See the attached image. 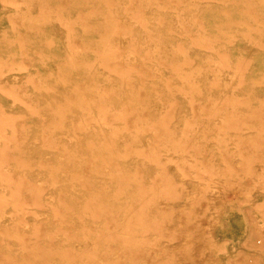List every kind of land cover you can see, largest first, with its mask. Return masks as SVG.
Masks as SVG:
<instances>
[{
	"label": "bare ground",
	"instance_id": "1",
	"mask_svg": "<svg viewBox=\"0 0 264 264\" xmlns=\"http://www.w3.org/2000/svg\"><path fill=\"white\" fill-rule=\"evenodd\" d=\"M20 1L41 3L40 14L31 16L30 10L23 13L17 9L11 15L13 27L19 30L15 42L20 48L11 53L17 43L0 39V47L2 43L6 46L0 50V69L7 64H21L27 71L35 65L49 67V58L55 55L53 68L57 73L49 78L45 71L34 75L22 72L20 77L25 80H14V93L29 85L37 89L35 96L20 94L34 113L43 114V103L53 111V115L40 118V129H35V133L42 132L39 142L27 145L35 125L23 126L24 116L14 118L11 110L0 105V138L11 135L14 140L11 146L0 145V264L198 263L192 260L193 254L186 258L189 262L164 258L159 240L153 242L156 237L151 236L170 232L174 225L171 227L169 220L178 202L189 198L208 202L212 199L209 190L222 181L215 176L219 165L212 167L213 175L206 167L213 158L207 156L208 143L202 139L207 129L215 133L225 161H232L236 150L229 149L233 138L230 130L254 128L255 135L239 134L236 144L245 161L264 160V108L254 102L261 95L257 89L245 95L237 91L247 83L249 58L231 55L225 49L232 41L228 36L245 26L249 27L246 36H264V24H260L264 0H243V6L240 0H64L58 5L55 2L59 0ZM6 21L0 12V26ZM26 25L35 31L26 33L22 27ZM47 25L62 26L63 35L52 32L41 38L38 30ZM61 36L67 40L57 48L54 43ZM257 44L264 47V39ZM195 51L202 52V62L206 59L205 71H199L202 77L196 74L201 60L190 59ZM39 53L49 56L44 55L38 62L32 60ZM231 68L238 73V81H225L223 74ZM75 71L83 76L74 77ZM174 72L176 76L171 75ZM255 76L258 84L260 77ZM211 79L215 80L211 90L203 93L204 82ZM223 81L229 82L225 84L231 89H221L216 97L212 90L221 87ZM57 89L62 93L58 94ZM178 92L188 94L193 105L192 116L186 115L179 132L172 125L181 106ZM197 93L205 95L198 98ZM30 117L36 119V115ZM256 117H261L260 124H255ZM205 118L214 119L206 125ZM227 132L230 136H225ZM129 160L153 163L155 168L147 174L141 163L135 168L128 166ZM202 160L204 167L197 165ZM173 162L178 164L180 176L171 169ZM38 173L45 174L46 180L35 177ZM254 175H247L249 196L252 185L264 182L255 181ZM190 177L202 181L196 186L198 190L202 186V191L195 189L200 194L193 196L195 192L191 195L187 190ZM130 186L136 188L131 191ZM41 212L46 216L37 218L31 226L23 218ZM176 225V231H180L179 223ZM184 229L183 234L189 227ZM188 231H193L192 227ZM203 236H198L200 243ZM146 242L152 247H146ZM157 257L159 263L155 262ZM203 263L205 260H201ZM253 264L263 263L256 257Z\"/></svg>",
	"mask_w": 264,
	"mask_h": 264
},
{
	"label": "rangeland",
	"instance_id": "2",
	"mask_svg": "<svg viewBox=\"0 0 264 264\" xmlns=\"http://www.w3.org/2000/svg\"><path fill=\"white\" fill-rule=\"evenodd\" d=\"M59 3H64V0H61V1L59 0V1L55 2V5H58ZM186 4H188V3H186ZM126 5H127V3H126ZM239 5H241V6L244 5L243 0L239 1ZM40 6H41V3L36 4L33 1H22V2L20 1V2H18V0H9V1L0 0V12H2L7 18L6 23L4 25L0 26V39L1 40H3V39L14 40V42H15V40H16L15 38L18 35L17 32L19 30L17 28L13 27V25L11 23L13 21V20L11 21V15H13L15 12H17V9L22 11L23 13L26 12L27 10H30V11H28L29 14L31 16H36V15L40 14V9H41ZM210 17H213V16H210ZM260 21H261L260 24H264V19H262ZM22 27L26 31V33L27 32L32 33L33 31H35V30H33L34 28H29L27 25L22 26ZM138 27L139 26L137 25L136 28H138ZM61 28H62V26H60V25H57L54 27L47 25V26H43L40 30H38V32L42 36L41 38H45L47 35H49L52 32H55V34L57 33L58 35H63ZM247 28H249V27L245 26L244 29L235 30V32H233L234 35H229L228 37H232L231 38L232 41L227 42L225 49H226V51L230 52L231 55H234V56L245 55L249 58V61H250L249 68L247 69L248 73L246 75L247 83H245V85L243 87H237V91L240 94L243 93V95H245L247 93H253L254 94V91L257 89L258 94L261 95V99H264V78H263V76H264V58H263L264 57V47L262 45H260L261 43L257 44V41L263 40L264 36H261V33H254V34L251 33L252 36H250V35L246 36L245 34H248V32L246 31ZM181 36H182V34L180 35V38H181ZM59 40L64 42L67 39L64 36H61V38ZM60 41L56 40V43H54L57 48L59 45H60V47H62L65 44V42L61 43ZM177 41H180V39H178ZM15 43H17V42H15ZM61 44H63V45H61ZM16 45H17L16 48H14V50L11 51V53H14L16 50L18 52L20 45L18 43ZM25 45H31L32 46V45H35V42H25ZM5 47L6 46H4L2 43L0 50L5 49ZM54 49H56V48H54ZM201 53H202L201 51H195L192 54L193 56L190 59L192 60L194 58V61L195 60H201V58H202V56H200ZM0 55H2V54L0 53ZM44 55L45 54L41 55L39 53L34 58H32V60L38 62V60L40 61L41 57H43ZM45 56H49V55L46 54ZM54 57H55V55L53 57L49 58V61L51 62L49 67H37L35 65V68L33 66H31L30 67L31 70L27 71V69H23V66L21 64H15L16 66H14V65L10 66L9 64H7L3 67V69H0V105H4V107L7 108V110H11L13 112V115H15L14 118L15 117L19 118V117L24 116L25 122L22 123L23 126L35 125V127L32 131L33 136H31L30 139L26 142L27 145L34 144V143L40 141V137L42 136V132L39 133V131L36 130L37 132L35 133V129H36V127L38 130L40 129V126H39L41 124L40 118H44V117L48 116L49 114L53 115L51 113L53 111H52V109H47V108H49V106L43 103V106L41 109L42 111H44L43 114L42 113L39 114L37 112L34 113V111H32L33 108L27 106L26 103H24V101H22L21 98L24 96H22L20 94H25V95L27 94L29 96L30 95L35 96L36 93L38 92L37 89L33 85H29V86H26V88H23L24 91L20 90L23 93H21L19 91L14 93L13 92L14 87H15L14 80H18V81L21 80L22 78L20 77V75L22 74V72H24L26 74L31 73V75H34L36 73L45 71V75H46L45 77H49V78H52L53 76L56 77L57 69L53 68V66L56 65V62L53 61L55 59ZM21 59L22 58H20V60ZM205 60L206 59H204L203 62L201 60L202 64L199 65V67L197 68L198 70H197L196 74L199 75L200 70H202V72L205 71V69H206ZM63 66L65 67L64 64H63ZM36 68H38L39 70ZM50 73H53L52 76H49ZM174 73H171V75L176 76L177 73H175V74ZM169 74H167L166 76H168ZM214 74L215 73H212L211 77H214ZM203 75H204V73H203ZM255 75H258L260 77V79L258 80L259 81L258 84H255V82H254V78L256 77ZM73 76L76 78H81L83 76V74L81 72L75 71ZM200 76L202 77V74H200ZM223 77L225 78V81L232 82L233 78L235 79V81H238V73L235 72V70H233L232 68L228 69V71H225L223 74ZM2 80H4V81H2ZM24 80L25 79H22L21 81H24ZM213 81L215 82V80H213V79H211L210 81L208 80L207 83L204 82V88L205 89H204L203 93H207V90H209V89L211 90L212 87L210 85H212ZM225 81H223L221 87H217V88L214 87L215 89L212 90V91H214L213 93L215 94L216 97L222 93L221 89H223V90H225V89L230 90L231 89V87L228 88V85L225 84V83H228V84H230V83L225 82ZM7 82H9V83H7ZM184 83L187 84L185 81H183L182 84H184ZM57 91H58L57 92L58 94L62 93V91L60 89L59 90L57 89ZM204 95H200L198 93L196 94V96L198 98L203 97ZM205 99H206V97L204 98V100ZM261 99L260 100L254 99V102H256L257 106H261L260 108H264V106H262L263 103L261 105ZM178 100H180L181 106L175 112L176 117L173 119L174 121L172 122V125H173V128L177 129L179 132L181 130V126L184 124L183 122H184V118L186 117V115L192 116V114H193L192 106L193 105H191V103H189L188 94H184L183 92H178ZM197 101H199V100H197ZM242 106H246V105H242ZM33 114L36 115V119H33V117L29 118V116H34ZM76 117H78V115ZM257 118H259V119H257ZM213 119L214 118H212V119L205 118V120H207V122L205 124L209 125L210 123H212ZM260 119H261V117H256L254 120L255 124H260V121L262 120V119L261 120ZM199 121H201V120H199ZM11 123H15V122H11ZM207 127L209 128V126H207ZM255 132H256V130L254 128H252V127L246 128V126L241 131L237 130V129L230 130V135L232 133L233 138L231 139V142H230L231 144L229 146V149L236 150V152L234 153L235 156L234 155L232 156V157H234L232 159V161H225V158L223 156L224 152H223V149L221 148L222 146H221L220 142H218L214 138L215 133L210 132V130H208V129L204 132V133H206V134H204V136H206V138H202V139L208 143L207 156L213 157V158H210V159H212V161L208 162L207 163L208 165L206 164V167L209 166L208 168L211 169V172H209V175H211V174L213 175L212 167H215V169H216L217 168L216 165L217 166L219 165L218 166L219 168L216 169V173L217 172L218 173L215 174V176H217V178H222L221 179L222 181H219L220 183L218 181L215 182L217 184L212 189L209 190L210 191L209 194L211 196L210 198H212V199L208 200V202L205 201V202L201 203L200 201H193L190 198L188 200H183V201L178 202L177 208H176L177 210L171 216L169 221L171 223V227L173 225L177 227L178 225H176V224L179 223L180 229L184 230V231H181L180 229H178V230H180L182 233H180V231H176L177 228L173 226L172 228H174V229H172V228L169 229V231L171 233L173 232L172 234H170V232H169L167 234H163V235L158 236V234L156 233L155 235L151 236V239L153 237H156V239L154 238L155 240H153V242L156 240H159V246H160V244L163 245L165 242V244L163 246H161V247L158 246L160 251H162V250L164 251V252L162 251V253L160 254L164 258H166V257L170 258V256H171L172 259L176 258V260H178V259L179 260H186V258H188V256L190 254L191 255L193 254L194 257L193 256L191 257V255H190L189 258L191 257L192 260L194 259V261L197 260L198 263L199 262L201 263V260H203V262L205 260V263H203V264H222V263L223 264H253L256 261V257H258V259L261 258L262 263L264 264V189H263L264 182H258V183H256V185H254V186L252 185L253 188H252V195L251 196L247 195V193H246L247 190L251 188V187H249L250 184L248 185L249 177L247 175L254 173L255 174L254 176L256 177L255 181L264 180V179H262L264 177L261 176V175H264V160H261V161L260 160L245 161L240 156V153H239L240 148L237 147V144H236V141L239 140V138H240L239 134L252 136V135H255ZM228 133L229 132H227L225 134V136L229 135ZM118 138H119V136H118ZM123 138H124V136L122 135L120 140H123ZM1 144H8L11 146L14 144V140L12 139L11 135L7 139L1 137L0 138V145ZM261 150L264 151L263 148ZM170 154H172L173 156H176V157L179 156L178 152H171ZM31 155L33 156L35 154L31 153ZM212 155H214V156H212ZM263 155H264V153H263ZM35 156L39 157L37 154ZM48 156H51V154H49ZM200 156L202 158H204V156H202V155H200ZM40 158L41 157H39L38 159H40ZM207 161H209V160H206L205 162H207ZM239 161H241L242 163ZM144 162L145 161H143V160H134V161L129 160L128 166L135 168L136 165H138V163H141L140 165H144L141 167L146 169V173L149 174L151 172V169L154 170L155 165L153 163H149V162L144 163ZM202 162H204V160L200 161L197 165L204 167L205 165ZM234 163H236V164L234 165ZM232 166H233V168H232ZM170 167L172 170H176V171L179 168L177 163H175V165H174V162L170 163ZM240 168H242V169H240ZM233 170H234V172H233ZM260 170H262L263 174L261 173ZM258 171H260V172H258ZM177 173H178V171H177ZM259 173H260V175H259ZM180 175H181V173L179 172L178 176H180ZM35 177H42L43 179H45L44 177H46V175L42 174V173H40V174L38 173L35 175ZM198 181L200 183H202V181L196 177H190L188 180L189 188L187 190L191 193V195L193 192H195V193H193V196L200 194V192L202 191V186L200 187L201 190H198V187L201 185ZM198 183H199V186L196 187L198 185ZM191 187L194 188L193 189L194 191H192ZM135 188H136V186H134V187L130 186L129 187V189L131 191ZM195 189L197 191H200V192L197 193V191ZM59 196H60V192L56 193L55 199L58 200ZM193 196H190V197L192 198ZM199 202H200V204H199ZM213 202H215V204ZM185 204L186 205L188 204L187 208H189V207L190 208L187 209L185 207H182L183 205L185 206ZM189 204H190V206H189ZM191 204H195V205L193 206ZM191 206L194 207L195 209L192 208ZM180 208L182 209L183 212L181 211ZM190 210H192V211L194 210V211L192 213H190L191 214L190 216H188L187 214H188V211H190ZM179 213H181V216L180 215L177 216V214H179ZM45 216H46V213L41 212V214H39V215H30V217L28 216V217H23V218L28 220L29 225L31 226L33 224H36L37 218L45 217ZM184 217H186V218H184ZM18 219L20 220V218H18ZM18 219L16 220L17 222L19 221ZM179 219L181 220L180 222L178 221ZM202 219H204V220H202ZM190 220H194L193 223ZM253 220H255V221H253ZM7 221H9V220H7ZM16 221L13 220L14 223ZM195 221L196 222L198 221L197 224L199 223V229L200 230L197 228L198 225L195 226V223H194ZM190 224H192L193 226ZM184 227L186 229H187V227H189L188 230H190L192 227V230L194 232L186 230L187 232L183 234V232H185ZM200 227H202V228H200ZM202 229H203V231H205L204 234L202 232ZM195 231H197V233ZM199 231L202 233L198 234ZM191 232L193 233L192 236H191ZM207 233H208V235H207ZM210 233H212V234H210ZM181 234H183V235H181ZM196 234H198V235H196ZM201 234L204 235L203 237H201L203 243H200L201 240L199 237L202 236ZM171 235H172V237H171ZM186 235H187V237H186ZM188 236H191V237L188 238ZM161 237H163V238L161 239ZM182 238H183V240L188 238V241H190L192 239L191 240L192 242L190 241V243H189L187 241V239L185 241H180ZM196 238H198V240ZM204 238L207 239L206 242L204 241L205 240ZM210 238H213V240ZM210 241L214 242V243L210 244ZM194 242H195V244H194ZM197 243H200V246H197L198 245ZM169 244H170L169 247H171L173 244H175V245L177 244L176 245L177 247H175V245H173L174 246V247L172 246L173 250L171 247V252H170L169 251L170 248L167 247V245H169ZM203 244H204V247H203ZM144 245L145 246L147 245L146 247L151 248L153 244L151 242H146ZM179 245H181L180 248H179ZM187 245H189V246H187ZM164 246L167 247V248L165 247V249H168V251L170 253L165 251ZM191 246H193V247H191ZM197 247H199V248H197ZM200 247L201 248L203 247L204 249H201ZM177 248H179L181 251ZM188 249H189V251H186ZM190 249L193 250L194 252L190 251ZM176 250H179L178 251L179 255L182 253L181 255L183 257L185 256V258L182 259L183 257H181V255L176 256L178 254L176 252ZM183 250L185 252V255L183 253ZM198 250H200L199 253H198ZM174 251H175V253H174ZM187 252H188V254L186 255ZM200 252H201V254H200ZM167 253H169V254H167ZM210 254L212 256V258H211L212 260L210 259V257H211ZM197 255H200L201 258ZM157 258H155V262L159 263L160 259H159V257H157ZM169 258H166V259L171 260V258L170 259ZM187 260H189V259H187ZM189 261H187V262H189ZM194 261H193V263H194ZM189 263H187V264H189ZM198 263L196 262V264H198Z\"/></svg>",
	"mask_w": 264,
	"mask_h": 264
}]
</instances>
